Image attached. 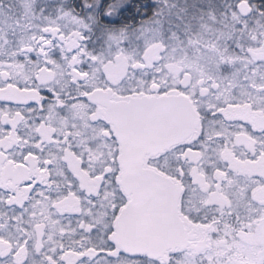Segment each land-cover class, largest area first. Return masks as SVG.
Listing matches in <instances>:
<instances>
[{"label": "snow or ice", "instance_id": "snow-or-ice-1", "mask_svg": "<svg viewBox=\"0 0 264 264\" xmlns=\"http://www.w3.org/2000/svg\"><path fill=\"white\" fill-rule=\"evenodd\" d=\"M0 264H264V0H0Z\"/></svg>", "mask_w": 264, "mask_h": 264}]
</instances>
